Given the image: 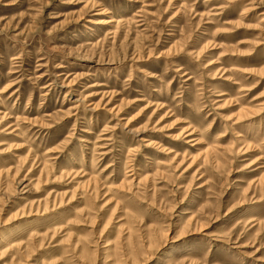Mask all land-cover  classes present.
Wrapping results in <instances>:
<instances>
[{
  "label": "rangeland",
  "instance_id": "obj_1",
  "mask_svg": "<svg viewBox=\"0 0 264 264\" xmlns=\"http://www.w3.org/2000/svg\"><path fill=\"white\" fill-rule=\"evenodd\" d=\"M0 264H264V0H0Z\"/></svg>",
  "mask_w": 264,
  "mask_h": 264
},
{
  "label": "bare ground",
  "instance_id": "obj_2",
  "mask_svg": "<svg viewBox=\"0 0 264 264\" xmlns=\"http://www.w3.org/2000/svg\"><path fill=\"white\" fill-rule=\"evenodd\" d=\"M115 20L114 19H112V20H110V22H114ZM181 69V68H180ZM90 87H94V85H92V86H90ZM3 92H5V90L3 89V91H1V93H3ZM106 128L107 129H112L113 128V126L112 125H107L106 126ZM189 131V129H187V132ZM192 133L193 132H191V133H188L187 135H192ZM238 136H240V135H238ZM111 139V138H110ZM102 140H108L107 138H103ZM189 141V140H188ZM187 141V142H188ZM191 141V140H190ZM100 148H104L103 146L102 147H100ZM167 154H172V153H174V150L173 149H170L168 152H166ZM158 161V160H157ZM159 162H160V160H159ZM158 162V163H159Z\"/></svg>",
  "mask_w": 264,
  "mask_h": 264
}]
</instances>
